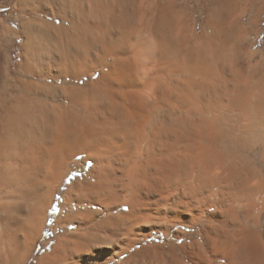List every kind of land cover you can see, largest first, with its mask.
<instances>
[{
  "label": "bare ground",
  "instance_id": "6f19581e",
  "mask_svg": "<svg viewBox=\"0 0 264 264\" xmlns=\"http://www.w3.org/2000/svg\"><path fill=\"white\" fill-rule=\"evenodd\" d=\"M16 9L31 18L19 31L2 24L24 43L15 76L0 56V264L27 257L80 154L93 164L69 185L56 221L67 229L38 264H264V66L252 62L246 7ZM176 224L199 225L200 239L132 250Z\"/></svg>",
  "mask_w": 264,
  "mask_h": 264
},
{
  "label": "rangeland",
  "instance_id": "374dc122",
  "mask_svg": "<svg viewBox=\"0 0 264 264\" xmlns=\"http://www.w3.org/2000/svg\"><path fill=\"white\" fill-rule=\"evenodd\" d=\"M18 1L19 0H0V56L5 75L10 77H13L17 74L16 72L18 70V65L23 62L22 45L24 43V37H20L17 34L12 33L4 36L2 32V24L8 25L16 31H19L21 30V24L24 21L30 20L31 18L30 15L19 13V11L16 9ZM237 1L238 0H236L238 11H240L242 7H246L245 20L250 25V41L253 42L257 40L253 48L255 51H260V55L256 56L252 62L254 65L261 64L262 66H264V0H246L243 3L241 0H239V2ZM261 55L263 61L259 57ZM258 59L262 62H258ZM15 70L16 72H13ZM84 156V154H80L72 159L70 163V167H72L63 178L65 180H63L62 185L54 194V200L48 210V217L45 227L42 231V235L36 239L31 250H29L28 252L29 255L27 254V257L20 264H38L40 257H42L41 255H44L45 252H51L57 241V236L62 235L64 230L67 229V225H57L56 221L59 215L66 211L63 203L65 200V194L69 189V185L74 183L76 180L82 181L89 174L88 172L93 163L91 164L87 162L84 164L83 162H81ZM24 213L25 211L23 210L22 214ZM153 224V226L159 228V222H154ZM10 226L13 227L14 225L10 223ZM68 229L72 230V227L68 226ZM178 230L180 232H186L188 235H190V237L186 239L185 237L183 238V235L177 238L176 233L178 232ZM152 232L153 233L151 234V236H148L147 238L141 237V243L136 244L132 248V250L138 249L148 243H157L160 245H164L165 243L181 244L182 242L188 241V243H190L191 240L200 239L199 225L181 226L176 224L174 226V231H169L167 234L163 230H154ZM126 256L127 255L122 256L121 259H124Z\"/></svg>",
  "mask_w": 264,
  "mask_h": 264
}]
</instances>
